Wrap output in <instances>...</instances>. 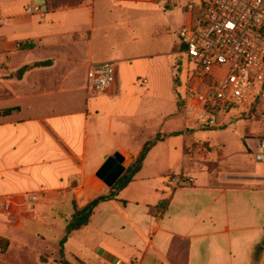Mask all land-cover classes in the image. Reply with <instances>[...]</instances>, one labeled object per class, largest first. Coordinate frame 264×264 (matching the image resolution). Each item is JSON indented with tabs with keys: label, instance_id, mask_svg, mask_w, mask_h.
Segmentation results:
<instances>
[{
	"label": "crops",
	"instance_id": "1",
	"mask_svg": "<svg viewBox=\"0 0 264 264\" xmlns=\"http://www.w3.org/2000/svg\"><path fill=\"white\" fill-rule=\"evenodd\" d=\"M31 6H41V13L27 15ZM113 7L114 0L30 1L21 13L29 32L0 38V110L13 109L0 117V128L25 127L0 138V198L45 194L18 225L0 221V264H62L60 256L31 250L26 230L56 227L55 210L71 203L67 227L77 209L100 197L88 225L64 243L68 264H264V245L258 248L264 242V163L253 153L264 139V83L252 89V112L227 113L213 125L200 124L183 101L176 111L161 110L154 104L160 64L139 57L148 77L142 84L149 85L140 94L128 70L121 72L128 59H110L122 53L111 39ZM178 9L187 24L184 0ZM24 42L33 47L19 49ZM177 42L174 36L172 49L156 57L173 56ZM103 60L115 62L113 85L94 107L88 96L82 108L75 76L81 71L87 86L90 65ZM37 62L46 64L22 71ZM169 68L173 78L174 62ZM24 112L34 115L12 120ZM31 122L35 131L26 128ZM146 127L156 137L141 170L120 191L107 186L97 171L115 153L126 169L136 161L144 147L135 144ZM182 174L194 184L174 187L170 177Z\"/></svg>",
	"mask_w": 264,
	"mask_h": 264
},
{
	"label": "built area",
	"instance_id": "2",
	"mask_svg": "<svg viewBox=\"0 0 264 264\" xmlns=\"http://www.w3.org/2000/svg\"><path fill=\"white\" fill-rule=\"evenodd\" d=\"M160 2L161 0H154ZM189 16L182 29L181 51L189 59L185 86L186 109L199 115L203 125H213L227 113H250L257 99L252 89L264 83V0H184ZM182 0H169L167 8L178 9ZM41 6L26 9L27 15L41 13ZM115 79V62L103 60L90 65L86 85L90 93L105 94ZM143 84H147L144 80ZM264 163V139L253 150ZM186 175H172L174 187L194 184ZM43 192L0 198V221L18 225L33 215ZM114 264L124 263L116 260Z\"/></svg>",
	"mask_w": 264,
	"mask_h": 264
},
{
	"label": "rangeland",
	"instance_id": "3",
	"mask_svg": "<svg viewBox=\"0 0 264 264\" xmlns=\"http://www.w3.org/2000/svg\"><path fill=\"white\" fill-rule=\"evenodd\" d=\"M30 1L35 4L41 3V0H16L15 4L11 5L10 0H0V38L5 35L12 37L25 36L29 31L26 30V17H22L21 13L27 7ZM157 4V5H156ZM44 9V8H43ZM35 18V17H29ZM112 22V42L118 47L122 53H117L110 58L114 59H128L129 63H122L121 72L125 74L128 70L130 76L135 80L138 92L145 94L149 87L143 86L146 76L143 63L146 62L139 58L141 55H149L154 63L160 64V72L156 79V93L154 104H157L163 111H176L178 103L185 99V86L188 78L189 59L188 56L181 51L183 40L180 37L182 29L187 25V16L185 11L181 9L167 8L165 0L155 2L154 0H114L113 12L110 14ZM176 34V35H175ZM178 37V48L171 57L164 55L157 56L160 53L169 52L172 49L173 37ZM125 44L126 47L124 46ZM116 61V60H115ZM174 62L175 76L170 78L169 63ZM125 68V69H124ZM125 71H124V70ZM75 82L79 87L78 93L82 98V108H84L85 100L91 96V104L94 107L97 102L103 98L101 94L94 95L89 92L87 86L82 82V72L79 71L75 76ZM264 100V93H262ZM97 101V102H96ZM262 110L261 120H264V104L260 107ZM193 113L192 111H190ZM34 115L30 112L23 114H13L12 120L18 121L25 117ZM183 113L178 115L179 120L183 121ZM199 115H195V120L200 124ZM26 128L35 131L36 125L31 122ZM25 130L23 124L10 126L7 128H0V138H7ZM154 129L146 127L141 130V137L137 140L135 147H144L147 143L154 141L156 135L153 133ZM72 211L71 203L63 208L55 210L58 216V222L55 226H31L27 233V243L31 250L44 249L47 254H54L56 258L60 256L59 241L64 236L63 229L66 227L67 220L70 219ZM60 214H65L61 217ZM16 232V230H9ZM37 233H42L44 241ZM48 248V250H47ZM59 264V263H57Z\"/></svg>",
	"mask_w": 264,
	"mask_h": 264
},
{
	"label": "trees",
	"instance_id": "4",
	"mask_svg": "<svg viewBox=\"0 0 264 264\" xmlns=\"http://www.w3.org/2000/svg\"><path fill=\"white\" fill-rule=\"evenodd\" d=\"M33 47V44L31 42H24L19 44V49H30ZM45 62H37L35 64H33V66H25L23 68L22 71H26L27 69H29V67H39V66H43L45 65ZM180 105V103H179ZM13 109H4V110H0V117H6L11 115ZM154 144V142L151 143H147L143 150L141 151L139 157L136 159V161H134L127 169L126 171L123 173V175L118 179V181L113 185V189L116 191H120L122 189H124L125 187H127L133 180V178L135 177V175L141 170L143 162L146 158V155L148 153V151L150 150V148L152 147V145ZM105 199V197H100L94 201H92L91 203H89L87 206H85L82 209H77L76 212L73 215L72 220L68 223L67 227H66V233L63 236V238L60 240V262L62 264H68L67 261L64 260V255H63V249H64V243L66 242V240L68 239L69 235L73 232V231H77L79 229H81L82 227L88 225V223L90 222L91 216L93 214V210L94 208ZM168 203V200L162 201L159 204V207L164 208L165 205ZM264 245V242L261 243L260 245H258V248H262Z\"/></svg>",
	"mask_w": 264,
	"mask_h": 264
},
{
	"label": "water",
	"instance_id": "5",
	"mask_svg": "<svg viewBox=\"0 0 264 264\" xmlns=\"http://www.w3.org/2000/svg\"><path fill=\"white\" fill-rule=\"evenodd\" d=\"M124 157L120 153L108 156L96 175L107 186L112 187L126 171Z\"/></svg>",
	"mask_w": 264,
	"mask_h": 264
}]
</instances>
